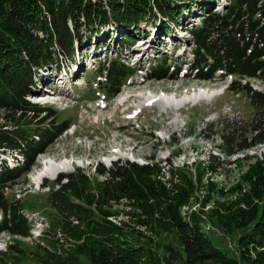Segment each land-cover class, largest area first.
<instances>
[{"label":"rangeland","instance_id":"obj_1","mask_svg":"<svg viewBox=\"0 0 264 264\" xmlns=\"http://www.w3.org/2000/svg\"><path fill=\"white\" fill-rule=\"evenodd\" d=\"M222 3L221 0L215 3V9L219 10ZM194 14L195 18L179 19L180 26L168 22V32L163 29V21L158 15L156 23L147 16L128 32L123 28L114 33V26L98 29L101 33L97 38L94 36L97 27L92 31L83 29L77 46L73 44V56L59 57L58 71L52 67L38 76L35 73L33 93L36 97L49 95L54 102L43 107L54 112L53 122L68 121L69 128L36 157L28 174L5 189L10 202L16 199L21 202L22 213L31 226L29 238L0 235V264H30L31 253L38 245L67 241L57 223L60 217L48 200L51 192L67 183L65 176L79 172L93 187L107 178L99 175L97 170H123L132 163L154 165L153 179L169 187L172 193L178 190L175 186L180 187L185 182L183 176L192 181L194 191L177 207L180 224L188 227L186 232L162 224L159 213L148 218L138 202L119 197L105 203L102 208L107 215L105 219L117 226L121 223L128 226L124 231L131 246L138 245L144 251L150 249L151 253H157L161 264H166V260H170L169 264H181L177 258L170 257L169 250L184 260V242L194 237L209 241L214 248L232 258H239L242 252L253 255L250 248L244 251L239 244L240 233L232 222L238 207V192L244 193L249 188L244 177L260 180V185L264 181V173L261 175L252 170L258 162H264V143L238 155H226L221 133L230 129H243L244 134V131H250L249 122L255 111L245 94L229 91L232 77L215 74L210 80H200L193 77L197 74L195 69H192L193 75H189V63L192 62L189 30L192 25H199L201 16L196 7ZM153 25H158V29ZM125 35L131 36V44L125 43ZM118 56L125 66L132 68V74L116 95L105 96V90L98 85L102 79L96 68L100 62L117 60ZM164 57L169 74L173 73L177 63L180 64L177 75L171 79L170 76L151 78L150 70ZM47 79H52V83ZM64 80H67L66 85H61ZM249 86L264 92V78L249 81ZM94 89L95 92L90 94ZM140 95L155 101L149 105L140 99ZM125 114L128 115L123 116ZM3 115L0 111V125L4 124ZM26 120H33V124L37 121ZM46 123V126L50 125L49 121ZM263 123L264 118L261 119ZM250 136L246 134V137ZM17 158L18 164L11 155L0 154V161L9 168L22 163V158ZM71 160L77 161L78 166L71 165ZM57 167H60L58 174L51 175ZM262 167L264 163L260 165ZM156 168L160 169L158 173ZM170 170L176 179H170ZM45 171L46 176L37 182L38 173ZM55 180H60V184H53ZM261 186L256 188L259 193L263 190ZM82 201L72 200L87 207ZM255 203L256 206L264 204L261 200H255ZM239 207L244 208L241 204ZM91 208L95 209L94 206ZM94 217L100 219L101 216L95 214ZM194 219L199 220L197 225ZM131 229L141 235L135 236ZM10 246L15 247L9 250ZM18 250H23L25 256L21 257ZM19 258L21 262L17 263Z\"/></svg>","mask_w":264,"mask_h":264},{"label":"trees","instance_id":"obj_2","mask_svg":"<svg viewBox=\"0 0 264 264\" xmlns=\"http://www.w3.org/2000/svg\"><path fill=\"white\" fill-rule=\"evenodd\" d=\"M221 1L224 3L216 10L215 3L219 0H0V111L4 112V124L0 125V154L11 155L17 164V157L23 160L13 168L0 161V235L30 237L31 224L22 213L21 202L18 199L10 202L4 191L28 174L36 157L69 128L68 121L53 122L54 112L50 109L28 101L29 96L35 95L32 77L40 70L58 68L60 56L72 57L73 44L77 46L83 29L92 31L97 27L94 33L97 38L101 33L98 29L114 26V33L123 28L128 32L147 16L156 23L158 15L163 29L168 32V22L180 26L179 19L195 18L196 7L201 16L199 25H192L189 30L190 72L193 75L192 69H195L197 74L193 77L200 80H210L215 74L232 77L229 91L245 94L255 111L249 122L250 131L244 134L243 129H230L221 133L226 155L233 156L264 143V123L261 124L264 92L249 86V81L264 78V0ZM153 26L158 29V25ZM124 41L132 42L131 36L125 35ZM116 59L100 62L96 68L102 79L98 81L99 88L109 97L116 95L132 74L131 67L125 66L119 56ZM166 59L164 57L150 70L151 78H171L179 71L174 67L169 74ZM93 91L95 89L89 93ZM26 118L37 121L33 124V120L26 122ZM47 121L50 125L46 126ZM246 134L251 136L248 138ZM263 163L258 162L252 170L262 175L264 167L260 165ZM153 169L154 165L132 163L128 169L97 170L107 178L93 187L79 172L75 176H65L67 183L51 192L48 200L60 217L57 223L67 241L38 245L31 253L30 264H161L157 253H151L150 249L144 251L138 245L131 246L124 231L128 226L112 224L105 219L107 215L102 210L108 201L124 197L138 202L148 218L159 213L162 224L186 232L188 227L180 224L177 207L194 191L192 181L183 176L185 182L180 187L175 186L178 190L172 193L169 187L153 179ZM159 170L156 168L157 173ZM169 174L170 179L177 178L172 170ZM243 181L249 188L244 193L238 192V207L232 224L240 233L239 244L244 251L250 248L253 255L242 252L239 258H232L209 241L194 237L184 242V260L169 250L171 258H177L181 264H264V204L256 206L255 203V200L264 203V181L261 193L256 189L262 187L260 180L246 176ZM53 184L59 185L60 180ZM74 199L83 200L87 207L72 202ZM240 204L244 208H240ZM95 214H100V219L95 218ZM194 221L197 225L199 220ZM130 232L141 235L134 229ZM14 247L10 246L9 250ZM18 253L25 256L23 250ZM169 261L166 260V264ZM20 262L21 258L17 260Z\"/></svg>","mask_w":264,"mask_h":264},{"label":"bare ground","instance_id":"obj_3","mask_svg":"<svg viewBox=\"0 0 264 264\" xmlns=\"http://www.w3.org/2000/svg\"><path fill=\"white\" fill-rule=\"evenodd\" d=\"M168 37V36H167ZM130 54V53H129ZM66 57V56H65ZM124 57V56H123ZM147 57V56H146ZM146 59V58H145ZM147 60V59H146ZM150 60V59H149ZM152 60V59H151ZM185 62V61H184ZM192 65V64H191ZM183 66V65H182ZM185 66V65H184ZM154 67V66H153ZM179 67H180V64H178L177 63V65H176V69L178 70L179 69ZM186 67V66H185ZM189 72V75L191 74V72L190 71H188ZM194 73V72H193ZM175 75H177V72H175L174 74H172V78L175 76ZM188 75V76H189ZM185 76H187V72H186V74H185ZM170 78V77H169ZM171 79V78H170ZM47 81H50L51 83H52V79H47ZM62 83H61V85H66V82H67V80H64V81H61ZM56 83V82H55ZM68 84V83H67ZM61 87V86H60ZM40 88H44V86H40ZM39 88V89H40ZM64 88V87H63ZM63 88H62V90H63ZM59 89V88H58ZM43 92V91H42ZM72 94V93H71ZM129 95V94H128ZM127 99H130L129 97H131V96H129V97H127V96H125ZM140 97V99H142L144 102H146L147 104H149V105H151L155 100H153V101H148V100H146L144 97V95H140L139 96ZM40 99H43V98H40ZM139 99V98H138ZM35 100H33V102H34ZM125 113V112H124ZM60 171V167H57L52 173L53 174H51V175H55V174H58V172ZM44 176H46V171L44 172V173H42V172H40V173H38V175H37V177L35 178V180L38 182V180H40L42 177H44ZM53 177V176H52Z\"/></svg>","mask_w":264,"mask_h":264}]
</instances>
